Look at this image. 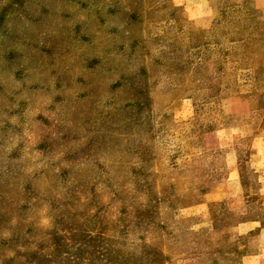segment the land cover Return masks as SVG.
<instances>
[{
    "label": "rangeland",
    "instance_id": "rangeland-1",
    "mask_svg": "<svg viewBox=\"0 0 264 264\" xmlns=\"http://www.w3.org/2000/svg\"><path fill=\"white\" fill-rule=\"evenodd\" d=\"M262 135L264 0H0V264H237Z\"/></svg>",
    "mask_w": 264,
    "mask_h": 264
},
{
    "label": "crops",
    "instance_id": "crops-1",
    "mask_svg": "<svg viewBox=\"0 0 264 264\" xmlns=\"http://www.w3.org/2000/svg\"><path fill=\"white\" fill-rule=\"evenodd\" d=\"M256 142L264 143V135L260 136L259 138H255L254 143ZM261 148H263L261 152L264 153V146ZM229 156L230 155L227 153V158ZM230 157L231 159L233 158V162H231V167H229L226 178L219 184L218 188L206 193V201L201 204L204 205V207H207V205L212 201H223L224 198L232 192L235 193L237 199H233V203L229 207L237 209L242 205L239 194L243 192L244 186L242 184L241 175L237 167L236 156L233 153ZM261 160L264 161V156L261 158ZM254 173L259 174L261 181L260 190H263L264 193V166L256 169ZM244 215V212H238V216L241 217L237 220L235 225L237 238L250 235L253 239L248 241L247 244L238 246L237 251L233 249L234 251H226L225 254H236L238 258L237 264H264V219L259 217L249 218L244 217Z\"/></svg>",
    "mask_w": 264,
    "mask_h": 264
}]
</instances>
